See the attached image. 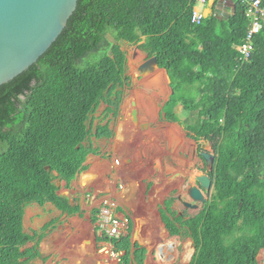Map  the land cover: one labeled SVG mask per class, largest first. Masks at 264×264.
Listing matches in <instances>:
<instances>
[{"label": "trees", "instance_id": "16d2710c", "mask_svg": "<svg viewBox=\"0 0 264 264\" xmlns=\"http://www.w3.org/2000/svg\"><path fill=\"white\" fill-rule=\"evenodd\" d=\"M229 1L228 16L213 7L193 23L194 0H78L47 51L0 86V264H22L31 255L22 250L33 239L22 226L27 205L49 201L73 212L57 195L55 180L69 184L93 151L88 120L99 104L119 112L130 87L121 41L156 57L166 71L173 90L166 119L180 123L199 151L212 142L207 201L185 218L170 210L173 199L165 200L167 231L175 236L177 226L189 229L194 252L188 264H258L264 251V27L242 60L236 47L249 18L241 1ZM177 103L188 113L183 121L170 111ZM104 134L106 128L97 129V137ZM129 240L114 242L124 251L122 263L143 264L144 249L134 245L131 252Z\"/></svg>", "mask_w": 264, "mask_h": 264}, {"label": "crops", "instance_id": "0c3cea01", "mask_svg": "<svg viewBox=\"0 0 264 264\" xmlns=\"http://www.w3.org/2000/svg\"><path fill=\"white\" fill-rule=\"evenodd\" d=\"M206 4L210 8L200 10L208 11L206 15L212 13L213 7L215 14L221 17L228 16L232 11L229 0H208ZM198 6L200 5L196 9ZM143 57L146 58L147 55L139 52V58ZM154 72L167 78L169 85L170 81L164 69L157 68ZM149 77L150 75L140 83L141 92L136 90L127 99L122 98L117 115L108 113L107 106L102 102L90 115V135L87 142L93 151L86 156L82 169L69 184L55 180L57 195L68 202L73 212L63 211L49 201L32 203L24 208L23 231L33 239L22 247V250L31 253L22 259V264H123V261L117 263L97 250L103 243L99 240L94 216L100 194L95 199H90L89 195L98 192L107 193L116 199L118 215L128 217V229L132 226V233H129L130 230L128 232L130 250L133 251L134 245L144 249L143 264H166L165 262H172L176 258L178 241L164 240L165 238L178 237L181 234L191 238L189 229L181 225L177 226L178 235L169 234L163 222V215L168 216L163 203L167 199H173L170 210L175 212L177 205H182L186 211L192 209L184 206L182 201L190 202L187 194L188 181L190 174L199 167V142L193 140L180 123L166 119L162 111L172 95L170 85L164 83V78L158 85ZM152 88L158 90L159 97L147 94V90ZM167 89L170 93L164 97ZM132 102L135 103L134 107ZM103 105L105 107L102 109ZM133 108L138 113L137 122L131 116ZM172 110L176 115L175 106L170 108ZM127 112L129 118L128 115L125 117ZM95 115L102 122L94 124ZM125 118L129 124L125 123ZM115 119L120 124L118 129L112 127ZM101 127L106 128L109 134L97 137V129ZM136 127L140 128L138 133L132 134ZM174 143L177 146L173 147ZM115 159H119V164L114 163ZM164 191L168 193L160 203L159 197L164 195ZM197 204L196 209L200 211L203 204ZM177 213L188 217L184 211ZM134 234L138 240H131ZM193 252L191 251L189 259ZM129 264L135 263L131 261Z\"/></svg>", "mask_w": 264, "mask_h": 264}, {"label": "water", "instance_id": "95a60500", "mask_svg": "<svg viewBox=\"0 0 264 264\" xmlns=\"http://www.w3.org/2000/svg\"><path fill=\"white\" fill-rule=\"evenodd\" d=\"M78 0H0V86L11 81L34 64L53 44L76 9ZM114 44L113 39L108 37ZM124 47L129 43L120 42ZM124 51V49H122ZM158 68L156 57L147 58L138 71L143 76ZM171 94L173 90L171 89ZM132 106L135 103L132 102ZM137 110L132 109L134 122ZM208 171L212 169L214 154L209 141L198 153ZM195 184L187 189L192 202L182 201L192 209L207 201L211 180L206 172L194 175ZM179 200H181L179 198ZM193 250L194 246L192 244Z\"/></svg>", "mask_w": 264, "mask_h": 264}, {"label": "built area", "instance_id": "2783aa9c", "mask_svg": "<svg viewBox=\"0 0 264 264\" xmlns=\"http://www.w3.org/2000/svg\"><path fill=\"white\" fill-rule=\"evenodd\" d=\"M208 0H194V7L191 22L200 23L205 17L204 12L197 10L196 6L207 3ZM246 7V15L249 18V25L245 32L244 41L236 47L242 60H246L251 56L254 48L253 38L264 27V7L261 0H238ZM115 164H119V159L114 160ZM122 186H120L121 188ZM98 192L92 194L90 199H95L100 194L97 210L95 212V227L97 229L99 240L102 244L98 247V252L105 255L109 259L121 263L124 251L116 249L115 241L129 237V220L128 217L120 216L117 213L118 203L112 196L101 194Z\"/></svg>", "mask_w": 264, "mask_h": 264}, {"label": "rangeland", "instance_id": "374dc122", "mask_svg": "<svg viewBox=\"0 0 264 264\" xmlns=\"http://www.w3.org/2000/svg\"><path fill=\"white\" fill-rule=\"evenodd\" d=\"M207 8H210V5H207L206 3L205 4H200V6L197 7L198 10H203V9H207ZM204 12H205V15H206V13H208V11H204ZM122 48L124 49V52L126 53V71H125V75L128 76L129 79H130V82H129L130 87H128V88H126L124 90L125 93H124L123 97L126 98V97H130L132 95L133 91L137 90V91L141 92L140 83L144 82L143 80L145 79V77H147L149 75L151 76V75H153V73L152 74L146 73V74H144V76H142L141 73L138 71V67L142 64V60L145 61L146 58L145 57L139 58V52H141V51L138 49L136 44L135 45H129L127 47L122 46ZM164 79H165L164 83L166 85H168L167 84V78H164ZM165 93H166V95L164 97H167L168 93H170L169 89H167V91ZM147 94H149V95L153 94V95H156V96L159 97L158 90H156L155 88L147 90ZM126 99H124V100H126ZM124 100H123V102H124ZM159 102L160 103L162 102V98L159 99ZM104 107L105 106L103 105L102 109ZM168 110L169 109L167 107H164V110L162 111V113L165 114V112L167 113ZM171 112H173V110ZM175 113H176V117L179 120H181V121H183L184 119H186L188 117V113L186 111H184L182 109V107H180V105L178 103L175 104ZM127 115H128V112L126 113L125 117ZM95 117H96V119L94 121V124L97 123V122H102V120L99 119V116L95 115ZM129 117L130 116L128 115L127 118H129ZM127 118H125V120H126L125 123H128ZM117 121L118 120L115 119L112 122V127L113 128L115 127L116 129H118L120 127V124L118 125ZM121 122H123V121H121ZM139 129H140L139 127H136L134 130H132V134L138 133ZM163 142H165V141H163ZM162 146H165V145L163 144ZM175 146H177V145L175 144L173 147H175ZM175 149L173 151H175ZM138 154H139L138 155L139 157H142V155H140V153H138ZM117 158H119V157H117ZM197 160H198V163H199V167L197 169H195L194 172H192L190 174L191 176H190V179L188 181V187H189L190 184H195L194 175L200 173L202 171L203 167H204L203 163L200 161V159H197ZM158 167H160V156L158 157ZM182 185H183V183H182ZM161 188L163 190V187H161ZM172 188H173V186L170 189H172ZM183 190H185V188H183ZM167 193L168 192L164 191V193H163L164 195L163 196L160 195V197H159L160 203L162 202L165 194H167ZM188 200L190 202H192L190 199H188ZM175 209L179 213L184 211L186 213V215H188V216H193V215H195V214H197L199 212V209H188L186 211V209L183 208L182 205L175 206ZM129 230H130L129 233L131 234L132 233V226H131V228ZM37 235H38V233L34 236V238L37 237ZM137 238H136V235L135 236L132 235L131 240H135V239L138 240ZM164 240H177L178 241V245H177L178 246L177 247L178 255H177V252H176V258L172 261L173 263L168 261V262H165L166 264H170V263H172V264H188L189 263L190 259H188V260L184 259V255H185V251H187V249H191L192 252H193V247H192V242H191V238L190 237L186 236L185 234H184V236L181 234V236L167 238V239L165 238ZM154 252H155V250H154ZM257 261H258V264H264V251H260V253L257 256Z\"/></svg>", "mask_w": 264, "mask_h": 264}, {"label": "bare ground", "instance_id": "6f19581e", "mask_svg": "<svg viewBox=\"0 0 264 264\" xmlns=\"http://www.w3.org/2000/svg\"><path fill=\"white\" fill-rule=\"evenodd\" d=\"M137 70V69H136ZM151 77V80L152 82H154L155 84L158 83V85H160V83L162 82V75L160 73H156L154 72L153 75L150 76ZM149 77V78H150ZM147 83V82H146ZM144 84V83H143ZM91 196V194L89 195V197ZM170 247V245H168V248ZM191 249H188L184 255V259H189L190 258V255H191Z\"/></svg>", "mask_w": 264, "mask_h": 264}, {"label": "flooded vegetation", "instance_id": "af4514ba", "mask_svg": "<svg viewBox=\"0 0 264 264\" xmlns=\"http://www.w3.org/2000/svg\"><path fill=\"white\" fill-rule=\"evenodd\" d=\"M146 59H147V57H146ZM146 59H145V60H146ZM201 151H202V150H201ZM199 152H200V151H199ZM212 153H213V151H212ZM198 157H199V155H198ZM199 158H200V157H199ZM200 160H201V158H200ZM203 166H204V167H203L202 171L205 170L204 172H207L208 170L206 169V167H205V165H204V161H203ZM204 168H205V169H204Z\"/></svg>", "mask_w": 264, "mask_h": 264}, {"label": "clouds", "instance_id": "9594fccd", "mask_svg": "<svg viewBox=\"0 0 264 264\" xmlns=\"http://www.w3.org/2000/svg\"><path fill=\"white\" fill-rule=\"evenodd\" d=\"M206 16V15H205ZM123 46V45H122ZM123 49V48H122ZM203 150V149H202ZM203 161V160H202ZM201 172H204V171H201ZM207 173V172H206ZM130 236V235H129Z\"/></svg>", "mask_w": 264, "mask_h": 264}]
</instances>
